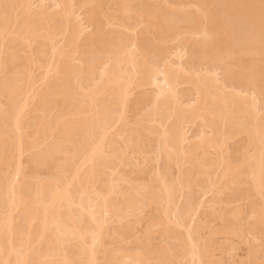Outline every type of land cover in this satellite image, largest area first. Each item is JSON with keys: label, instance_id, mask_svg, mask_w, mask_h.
<instances>
[{"label": "bare ground", "instance_id": "6f19581e", "mask_svg": "<svg viewBox=\"0 0 264 264\" xmlns=\"http://www.w3.org/2000/svg\"><path fill=\"white\" fill-rule=\"evenodd\" d=\"M36 1L0 0V264H264V0Z\"/></svg>", "mask_w": 264, "mask_h": 264}, {"label": "rangeland", "instance_id": "374dc122", "mask_svg": "<svg viewBox=\"0 0 264 264\" xmlns=\"http://www.w3.org/2000/svg\"><path fill=\"white\" fill-rule=\"evenodd\" d=\"M81 1L82 0H74L73 1V4H76V5H74V6H76V7H74V9H76L75 11H77V10H79L78 8L80 7L79 5L81 4ZM33 3L34 4H36L37 5V1L36 0H33ZM79 3V4H78ZM48 5H47V8H50L51 7V3L50 2H48L47 3ZM78 4V5H77ZM188 4V3H187ZM192 8V7H191ZM84 9V8H83ZM79 10L80 11V13L83 15V17H84V13H85V11H86V9H84V10ZM78 11V12H79ZM84 11V12H83ZM242 26H241V25ZM240 24H237L236 26H235V28H236V30L235 31H237V32H235L236 33V35L237 34H239V33H241V31H243V29H248V26L246 25V24H244V23H240ZM103 29L104 30H106V29H109V26H106L105 28H104V26H103ZM242 29V30H241ZM131 35H133L132 33H131ZM178 40V41H177ZM179 42V43H178ZM182 42L179 40V38H175V39H173V40H171V41H168V42H166L165 43V45L168 47V49L170 48V50L171 51H173V49L175 50L176 49V47H178V45L181 47V45L183 46V43L181 44ZM169 44V45H168ZM175 45H177V46H175ZM187 46V48H189V46H188V44H186ZM185 46V45H184ZM183 46V47H184ZM152 49H149V53H150V55H151V58H153V54H157L155 51H151ZM151 51V52H150ZM189 51V50H188ZM154 57H155V55H154ZM190 57V58H189ZM156 58H159L158 56H156ZM193 59V60H192ZM174 60V59H173ZM190 60H192V61H190ZM181 62H182V64H184L185 62H186V64L185 65H191V63L193 64V62H194V64H193V67H197V65H198V67L200 66V67H203L202 65H204V64H202V62L201 61H199L198 60V58L195 56V58H193V56H185L182 60H181ZM188 62H191V63H188ZM197 62V63H196ZM198 62H200L199 64H198ZM196 64V65H195ZM209 65L207 66L206 64V66H204V67H208V68H211L212 67V64L211 63H208ZM264 64H262V66H263ZM220 70V71H219ZM218 70V72H219V76H221L222 75V69H219ZM221 74V75H220ZM81 79V80H80ZM79 81L80 82H83V83H85L86 84V82L88 83V82H90V77L88 76V74H86V73H84V74H82V76H80L79 77ZM37 86H40V87H43L44 86V83H42L41 84V82H38L37 84H36ZM187 86V87H186ZM190 85H185V84H182V85H180L179 86V88H178V90H179V92L181 93V95H182V98L185 100V98L188 96L187 94H188V92L189 93H191L192 91H191V89H192V87H191V89H190ZM243 87H245V89L246 90H248V89H250V86H243ZM244 89V88H243ZM189 90V91H188ZM185 91V92H184ZM139 93V91H135L133 94L134 95H132V96H130V98H129V102H128V109H127V114H126V116H128V117H126L127 118V120H130L129 121V124H128V126L130 125V126H132L133 125V123H134V120H136L135 118H136V116H140L139 114H141L142 113V108H144V106H145V102H147L149 99V97H147V99H143V98H138V93ZM186 95H185V94ZM136 96V97H135ZM135 98V99H134ZM138 98V99H137ZM137 99V100H136ZM146 100V101H145ZM139 101V102H138ZM262 102V103H261ZM136 105H138V106H136ZM260 105H261V107H260ZM259 107L260 108H264V99L261 97V101H260V103H259ZM132 108V109H131ZM134 109V110H133ZM131 111V112H130ZM33 114V115H32ZM35 114V115H34ZM39 112L38 111H31V112H29V113H27L23 118V123L25 124V125H27V126H25V128L29 131V130H31L30 131V133H32L33 132V130H35L36 128H37V126H38V124H36V123H38V117L37 116H39ZM129 114V115H128ZM136 114V115H135ZM137 117V118H138ZM32 121H34V122H32ZM36 121V122H35ZM133 123H132V122ZM27 123V124H26ZM131 123V124H130ZM191 126H194V127H191L190 128V131L191 132H193L194 130H196V128H197V126H200V123L199 122H197L195 125H191ZM192 129V130H191ZM244 137H240V138H238V140L237 139H234L233 141H232V143L230 142V146L231 147H234V148H232V150H236V144L238 143V142H240L242 139H243ZM240 140V141H239ZM235 142V143H234ZM28 154V152L27 153H25L24 155H23V157L21 158L22 159V164H23V172H25L26 170H27V172H28V164H27V166H26V163H25V160L27 161V155ZM26 155V156H25ZM25 156V157H24ZM25 159V160H24ZM24 160V161H23ZM24 166H25V168H24ZM149 168V167H148ZM26 173V172H25ZM41 174V173H40ZM40 174H37V178L38 179H43V178H45L44 177V174H43V176L41 175L40 177H39V175ZM42 177V178H41ZM149 212L150 211H146V217L143 219V221L145 222L146 221V219L148 218V215L147 214H149ZM115 224V223H114ZM111 225V226H113V227H117L118 226V223L117 224H115V225ZM131 244V243H130Z\"/></svg>", "mask_w": 264, "mask_h": 264}]
</instances>
